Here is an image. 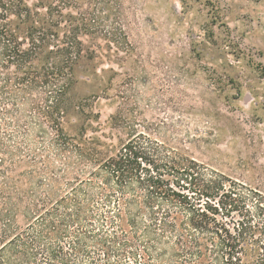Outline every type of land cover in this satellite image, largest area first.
I'll return each mask as SVG.
<instances>
[{
	"label": "trees",
	"instance_id": "16d2710c",
	"mask_svg": "<svg viewBox=\"0 0 264 264\" xmlns=\"http://www.w3.org/2000/svg\"><path fill=\"white\" fill-rule=\"evenodd\" d=\"M85 3L0 0V264H264L262 195L143 134L114 154L87 136L77 88L128 37L107 25L112 7L104 21ZM27 157L43 173L14 177ZM21 211L32 221L18 231Z\"/></svg>",
	"mask_w": 264,
	"mask_h": 264
},
{
	"label": "rangeland",
	"instance_id": "374dc122",
	"mask_svg": "<svg viewBox=\"0 0 264 264\" xmlns=\"http://www.w3.org/2000/svg\"><path fill=\"white\" fill-rule=\"evenodd\" d=\"M107 5V25L117 21L128 45L77 88L86 99L87 136L114 154L143 134L162 153L192 159L264 197V0H86L84 9L105 21ZM5 133L0 127V142ZM22 136L31 146L43 142L37 132ZM31 161L25 158L12 175L43 173ZM31 221L21 211L15 227ZM3 227L0 217V247Z\"/></svg>",
	"mask_w": 264,
	"mask_h": 264
}]
</instances>
